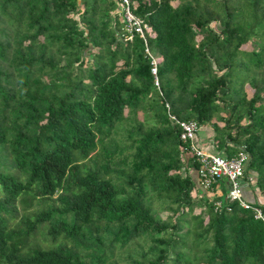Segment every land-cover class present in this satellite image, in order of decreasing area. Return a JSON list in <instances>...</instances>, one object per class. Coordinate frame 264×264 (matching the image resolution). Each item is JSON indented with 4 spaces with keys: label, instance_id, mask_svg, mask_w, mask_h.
<instances>
[{
    "label": "trees",
    "instance_id": "trees-1",
    "mask_svg": "<svg viewBox=\"0 0 264 264\" xmlns=\"http://www.w3.org/2000/svg\"><path fill=\"white\" fill-rule=\"evenodd\" d=\"M130 2L158 86L117 0H0V264H264V0ZM170 115L246 152L247 206Z\"/></svg>",
    "mask_w": 264,
    "mask_h": 264
},
{
    "label": "built area",
    "instance_id": "built-area-1",
    "mask_svg": "<svg viewBox=\"0 0 264 264\" xmlns=\"http://www.w3.org/2000/svg\"><path fill=\"white\" fill-rule=\"evenodd\" d=\"M119 3V13L122 20V37L123 40H131L134 34L141 37L144 44V51L149 57L150 72L153 76V82L158 86L156 63L157 59L153 56L146 44V31L148 25L143 18L138 16L131 9L130 0H117ZM172 119L179 125V138L184 143L183 149L186 154L193 157L195 161V175L198 184L203 188H211L219 184L221 181L226 183V197L230 200H238L243 206H247V202L242 198L240 180L243 177V165L247 159L244 150H239L231 156H223L218 153L204 150L195 143V135L198 130V123L194 119H178L174 115H170ZM248 180L254 185L255 178L252 174H248ZM219 205V201L215 202ZM254 216L264 221V216L259 207L254 206Z\"/></svg>",
    "mask_w": 264,
    "mask_h": 264
},
{
    "label": "crops",
    "instance_id": "crops-1",
    "mask_svg": "<svg viewBox=\"0 0 264 264\" xmlns=\"http://www.w3.org/2000/svg\"><path fill=\"white\" fill-rule=\"evenodd\" d=\"M213 134L214 131L212 130V127L209 124L199 125L198 130L195 135V143L203 148L204 150L215 152V145L213 142ZM216 153V152H215ZM194 174V172H193ZM216 193H221V184H217L216 187L214 186ZM240 188L242 191V194L245 198H249L251 195L254 197L257 195V189L255 187V184L247 183L245 180H240ZM250 188V191L248 190ZM256 190V191H255ZM226 192V191H225Z\"/></svg>",
    "mask_w": 264,
    "mask_h": 264
},
{
    "label": "rangeland",
    "instance_id": "rangeland-1",
    "mask_svg": "<svg viewBox=\"0 0 264 264\" xmlns=\"http://www.w3.org/2000/svg\"><path fill=\"white\" fill-rule=\"evenodd\" d=\"M245 88H246V91H247V93L248 94H250V92H251V88L248 86V85H245ZM242 180H245L247 183H248V180L247 179H244V178H242ZM250 183V182H249ZM227 190V187L226 186H224V192ZM248 190L250 191V188H248ZM256 191V190H255ZM241 193H242V191H241ZM208 195H209V197H212V194H210V193H208ZM258 195V194H257ZM261 199V198H260ZM38 239V238H37ZM38 240H40V239H38ZM40 242H42L41 240H40Z\"/></svg>",
    "mask_w": 264,
    "mask_h": 264
}]
</instances>
